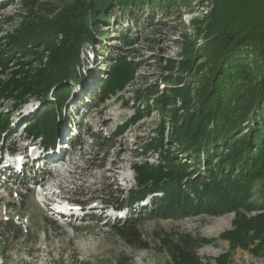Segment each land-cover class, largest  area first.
Listing matches in <instances>:
<instances>
[{
	"label": "trees",
	"instance_id": "obj_1",
	"mask_svg": "<svg viewBox=\"0 0 264 264\" xmlns=\"http://www.w3.org/2000/svg\"><path fill=\"white\" fill-rule=\"evenodd\" d=\"M38 1L23 0L30 10H34ZM114 1L66 2L58 9H50L61 10L51 12L50 18L26 19L0 38V74H6V78H0V100L11 101L12 111L33 97L40 101L39 114L24 126L28 135L54 143L62 118L72 114L69 97L75 81L85 77L81 71L83 48L86 43H95L98 22L104 20L106 13H113L110 7ZM147 1L154 0H118L114 6H122L133 18L141 19L137 13L140 10L136 9ZM162 1L169 4L172 14L177 12L173 10L174 0ZM183 1L190 4L189 0ZM213 1L216 9L212 10L214 15L204 32V46L201 50H186L188 54L176 66L175 80H171V75L162 77L167 79L166 83H172L171 88L162 91L155 85L157 82H148L134 91L141 102L157 92L160 94L154 98V104L148 101L144 108H137L132 119L143 117V111L150 112L153 107L163 118L168 115L169 122L166 126L162 120L156 134H151L147 141L138 140L141 154L158 152V162H134L136 185L128 191L114 190L108 204L128 209L126 217L115 221L113 226L124 241L139 248L148 247L140 229L146 219L234 213L231 227L220 235L229 240V251L216 258V264H229L236 248L264 255V0L242 8L234 0ZM8 4L3 0L0 8ZM175 7L178 9V5ZM135 26H139L138 22ZM121 32L119 39L124 46L133 45L134 30ZM40 46H44L42 51L37 50ZM115 49L108 61L106 77L98 76V93L93 98L98 95L99 104L124 89L144 61L128 59L135 50ZM198 52H204L206 60L195 65ZM252 54L260 56L263 63L253 61ZM33 55L37 64L28 65ZM12 59L16 60L15 65H20L18 68L12 69ZM204 66L206 71L201 74ZM11 113H0L2 142L12 131ZM130 123L126 121L119 130H125ZM83 127L79 126L80 133L71 137L72 148L83 146L80 137L84 134ZM101 139L107 143L111 137L106 134ZM112 145L96 144L95 153L105 155ZM6 149L18 150L10 145ZM148 196L147 205H141ZM92 199L77 201L87 203ZM25 202V194H21V208ZM17 204L15 201L10 206L14 208ZM19 215L14 213L1 222L7 232L0 230V238L8 234L18 239L24 234L15 219ZM180 236L176 240L167 234L159 235L172 264H212L203 262L197 252L198 248L215 243L214 238Z\"/></svg>",
	"mask_w": 264,
	"mask_h": 264
},
{
	"label": "rangeland",
	"instance_id": "obj_2",
	"mask_svg": "<svg viewBox=\"0 0 264 264\" xmlns=\"http://www.w3.org/2000/svg\"><path fill=\"white\" fill-rule=\"evenodd\" d=\"M2 1L0 0V3ZM7 1L8 6L0 8V38L26 19L50 18L51 12L54 14L61 11L50 9L53 7L58 9L60 5L73 0H39L34 10L27 8L23 0ZM189 1L190 4L187 5V1L174 0L173 3L178 5L177 9L173 4V10H177L174 14L169 9V4L162 0L147 1L148 3L136 9L140 10L137 13L141 14V19L140 17L135 19L128 9H123L119 5L115 7L114 5L118 3V0H115L110 7L114 10L113 13H106L104 20L98 22L95 43H86L83 48L81 71L85 73V77L75 81L69 97V108H73L72 114L70 118L68 114L64 116L58 125V133L65 130L68 135L70 121L74 123L76 133H80L79 126H84V134L80 135L83 146L73 147L67 152L68 146L64 144L61 147L68 156H55L42 165L34 164V167L28 168L29 171H25L24 176H7L2 182L0 230L7 232V227L1 222L8 216L14 213L25 216L15 217L16 222L23 227L24 234L20 238L14 239L8 234H3L0 238V241L2 240L0 264H172L167 246L159 239L160 234H167L176 240L185 234L214 238L215 243L198 248L197 253L203 262L210 261L216 264V258L229 251V240L222 239L220 235L231 227L234 213L146 219L141 223L140 229L143 238L148 242V247L139 248L124 241L113 226L115 221L125 215L122 214V207L108 204L113 198L114 194L111 193L114 190L120 188L128 191L136 185L132 167L134 162L140 163L145 160L150 163L158 162V152L141 154L138 140L141 138L142 142L147 141L150 135L156 132L155 129L162 120L166 121L167 126L168 115L163 118L152 107L150 112L147 109L143 111V117L132 119L137 108H144L148 101L154 104V98L160 94L157 92L151 95L149 100L141 102L136 98L134 91L148 82H157L155 85L158 89L167 91L172 83H166L167 79L164 80L163 75H171V80H175L178 74L176 66L188 54L186 50L191 48L201 50L204 46V32L208 30L209 18L214 15L212 10L216 9V3L213 0ZM234 1L242 8L256 0ZM226 8L222 6V9ZM146 20L151 22L148 23ZM136 22L139 24L138 27L135 26ZM146 24H149L148 28ZM122 27L124 30H134L133 45L124 46L120 41ZM199 31L202 33L196 34ZM115 48L135 50L128 59L144 61L136 70L134 79H131L124 89L118 90L116 95H110L99 104L98 95L97 98H93L94 94L98 93V76L106 77L110 66L108 61L115 54ZM43 49L44 46L37 48L39 51ZM247 50L250 51V46ZM125 53L126 51L123 54ZM204 56V52H198L193 64L203 63L206 60ZM35 58L34 55L30 56L28 65H36ZM251 59L263 63L262 58L256 54H252ZM10 64L12 69L20 66L15 65L14 59ZM205 66L200 70L201 74L206 71ZM5 76L4 73L0 74L2 79L6 78ZM39 107L40 101L35 97L13 111L11 101L0 100V113L12 112L10 114L12 131L5 136L4 142L0 140L1 155L8 152L6 149L8 145L25 149L34 144L32 148H28L32 158L37 157L40 152L37 148L40 146L54 147L56 139L54 143L43 142L41 138L32 140V136L23 131L26 122L39 114ZM126 121L131 123L125 130L120 131L119 127ZM87 131L94 132L95 135H89ZM165 132L167 134V128ZM106 134L111 137L107 143L101 139ZM109 143L113 144L110 152L105 155L95 153L96 144L108 146ZM29 164H32L31 159ZM37 169L41 172H36ZM71 169H74V181L68 187V199L75 201L94 199L87 203L78 201L82 204L83 210L79 218L59 220L46 204L47 196L45 194L41 196L34 184L58 175L72 176ZM26 186L27 190L24 189ZM21 194H25L26 202L25 206H22L24 209L19 204ZM149 199V196L146 197L141 201V205H147ZM15 201H18L19 206L17 204V207L12 208L10 203ZM123 204L127 206L126 199ZM124 210L128 213L127 208ZM229 264H264V255H255L248 250L236 248L229 258Z\"/></svg>",
	"mask_w": 264,
	"mask_h": 264
},
{
	"label": "bare ground",
	"instance_id": "obj_3",
	"mask_svg": "<svg viewBox=\"0 0 264 264\" xmlns=\"http://www.w3.org/2000/svg\"><path fill=\"white\" fill-rule=\"evenodd\" d=\"M55 149H56V147H55ZM57 149H58V147H57ZM18 155H21V154H18Z\"/></svg>",
	"mask_w": 264,
	"mask_h": 264
}]
</instances>
